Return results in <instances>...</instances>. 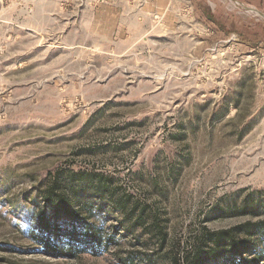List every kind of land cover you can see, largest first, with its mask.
I'll list each match as a JSON object with an SVG mask.
<instances>
[{
  "label": "rangeland",
  "instance_id": "rangeland-1",
  "mask_svg": "<svg viewBox=\"0 0 264 264\" xmlns=\"http://www.w3.org/2000/svg\"><path fill=\"white\" fill-rule=\"evenodd\" d=\"M217 234L264 264V0H0V264L239 263Z\"/></svg>",
  "mask_w": 264,
  "mask_h": 264
},
{
  "label": "trees",
  "instance_id": "trees-1",
  "mask_svg": "<svg viewBox=\"0 0 264 264\" xmlns=\"http://www.w3.org/2000/svg\"><path fill=\"white\" fill-rule=\"evenodd\" d=\"M238 36L241 37L243 40H247L243 38L241 33H238ZM44 204L46 210L43 212L47 215V211H50L54 218H63L66 221L65 230L68 233V238H76L81 232H84V241H97L100 242L101 236L98 230L95 228L94 224L89 221L88 217H83L75 209L74 201L66 196L64 193H58L56 191H48L44 194ZM70 223L72 226H70ZM44 233V236H40L41 244L45 246V248H49L48 250L56 249V252H50L51 254H59V253H67L66 248L69 250H73V245H67L64 247L63 245H55L53 244L52 233L55 231L56 222H51L49 219L42 218L39 219V226H38ZM41 235V234H40ZM215 249L217 251L226 250L227 256L232 259L233 263L237 264H255L256 259H249L244 255V249H246V244H240L236 241V239L232 236L230 239H227L224 235H213ZM230 248L227 250V247ZM226 248V249H225ZM194 264V263H192Z\"/></svg>",
  "mask_w": 264,
  "mask_h": 264
}]
</instances>
